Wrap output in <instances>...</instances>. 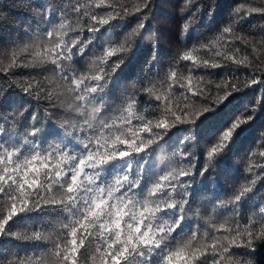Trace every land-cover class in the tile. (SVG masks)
<instances>
[{
	"label": "snow or ice",
	"instance_id": "1",
	"mask_svg": "<svg viewBox=\"0 0 264 264\" xmlns=\"http://www.w3.org/2000/svg\"><path fill=\"white\" fill-rule=\"evenodd\" d=\"M191 2L186 0L181 12L188 11ZM114 4L34 0L29 8L37 18L36 30L25 29V38H14L0 50V70H28L16 86L25 96L45 100L50 119L63 117V135L53 133L49 141L37 115L20 131L17 117L22 111L0 109V239L34 245L31 255L9 259L0 254V264H257L254 254L264 248V203L252 209L246 222L241 217V202L252 186H243L230 201L216 205L230 211L231 221L209 223L203 230L197 223L183 235L192 195V182L185 178L197 171L203 176L253 115L241 114L217 136L202 170L189 161L187 167L155 173L148 149L178 123L195 124L239 92L235 81L240 67L255 66L260 72L259 77L256 71L245 73L248 86L264 83V22L249 21L252 14L264 18V6L241 4L234 23L179 56L184 72L171 67L158 84L150 82L142 94L127 98L110 113L109 69L115 74L123 63L122 54L141 37L153 8L152 0H135L131 7ZM128 16L137 18L135 27L118 44L103 47L87 69L80 68L96 33ZM245 21L256 31L244 32ZM188 28L184 23L185 32ZM229 62L236 67L229 68ZM221 68L227 71L216 82L209 69ZM173 96H182L185 109L191 105L192 111L173 107ZM259 155L264 157V150ZM256 179L259 176L251 185ZM31 214L42 219L30 233L12 231L17 218Z\"/></svg>",
	"mask_w": 264,
	"mask_h": 264
},
{
	"label": "trees",
	"instance_id": "2",
	"mask_svg": "<svg viewBox=\"0 0 264 264\" xmlns=\"http://www.w3.org/2000/svg\"><path fill=\"white\" fill-rule=\"evenodd\" d=\"M33 2L34 0H0V50L5 49L14 38H25V29L30 32L36 30L37 18L29 8ZM38 2L58 3L59 0H38ZM134 3L135 0H115V4H127L129 7ZM184 3L186 0H152L153 8L141 37L136 39L129 52L122 54L123 63L115 74H111L109 69L111 79L107 85V111L116 112L127 98L142 94L143 89L150 82L158 84L171 67L184 72L185 62L179 61V56L185 50L191 49L193 45L198 46L201 41L220 34L229 23H234L235 9L241 4L264 6V0H192L188 11L181 12V6ZM107 10L96 9L100 13ZM136 19L135 16H128L122 20L112 21L111 26H105L106 30L102 28L100 33H96L97 38L89 45L86 57L80 59L78 66L87 69L92 59L101 53L103 47L121 42L124 35L135 27ZM249 21L252 24H258L264 22V18L258 14H252L249 16ZM186 22L189 23V28L185 32L183 24ZM243 31H256V29H252L249 22L245 21ZM88 35L89 33H84V37ZM237 43L242 50L245 49L243 43ZM246 51L250 54L251 47L248 46ZM119 58V55L114 56L112 60ZM253 59H255L254 56ZM2 67L0 65V68ZM228 67L236 66L229 62ZM27 71L14 69L10 74H5L0 70V109H5L7 106L8 111H11L13 107L22 111V115L17 117L20 131L32 123L33 115H37L39 126L45 130L42 135H46L47 139L52 141L51 134L60 132L63 135L60 127L63 117L57 116L54 120L50 119L45 111L47 105L45 100L37 101L25 96L16 86V81ZM209 71L214 73L215 81L220 82L227 69H209ZM252 71H256L257 76H260L255 66L251 69L244 67L238 69V79L235 82L239 84L241 90L233 93L229 100L219 105L215 112L205 117L201 116L195 124L187 121L183 124L178 123L167 131L163 139L157 138V141L148 149L155 173L162 174L161 169L167 172L171 167H187L189 161L195 164L198 170H202L206 163V152L217 136L241 114L254 117L238 129V135L234 137L229 149L216 158L203 176L197 171L196 175L185 178L192 182L188 188L192 195L189 198L190 207L186 209L187 219L183 235H187L197 223L203 230L209 223L219 224L225 219L231 221L230 211L216 209V205L230 201L243 186H252L253 189L241 202L243 222H246L252 214V209L264 203V167H260L264 164V157L259 155V152L264 150V135H262L264 134V83L248 86L245 73ZM210 88L212 97L215 99V84L210 85ZM176 91L181 90L177 88ZM184 104L182 96H173V107L179 106L181 111L190 113L191 105L185 109ZM253 107H255L254 112ZM64 111L67 113V109ZM182 152L189 155L182 156ZM249 167L251 171L248 170ZM113 171L114 169L109 170L110 173ZM255 176H259V179H256L253 186L251 181ZM17 219L18 222L12 226V231L28 234L42 217L31 214L27 218ZM33 248V243L29 241L15 240L11 237L0 239V254L6 255L9 259L14 254L31 255ZM235 251L242 252L243 249ZM254 258L257 264H264V248L257 251Z\"/></svg>",
	"mask_w": 264,
	"mask_h": 264
},
{
	"label": "bare ground",
	"instance_id": "3",
	"mask_svg": "<svg viewBox=\"0 0 264 264\" xmlns=\"http://www.w3.org/2000/svg\"><path fill=\"white\" fill-rule=\"evenodd\" d=\"M210 6V5H209ZM214 9V8H213ZM209 12V11H208ZM218 13V12H217ZM220 13V12H219ZM205 17V16H204ZM209 17V16H208ZM203 20V19H202ZM205 20V19H204ZM218 20V19H217ZM213 22H214V20H213ZM223 128H225V127H223Z\"/></svg>",
	"mask_w": 264,
	"mask_h": 264
}]
</instances>
